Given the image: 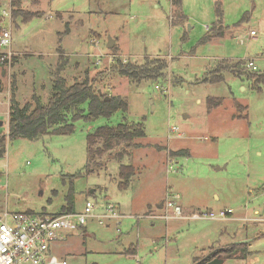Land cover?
Segmentation results:
<instances>
[{"label":"rangeland","instance_id":"rangeland-1","mask_svg":"<svg viewBox=\"0 0 264 264\" xmlns=\"http://www.w3.org/2000/svg\"><path fill=\"white\" fill-rule=\"evenodd\" d=\"M18 10L35 17L23 22L0 0V31L12 37L0 52L13 53L0 64V136L13 86L20 105L33 94L45 105L53 74L67 86L94 81L99 95L126 100L128 110L78 121L67 136L6 137L0 206L55 215L87 201L114 204L120 219L88 221L54 245L67 264H205L212 248L240 241L251 254L222 264H264V0H181V9L171 0H21ZM118 62L165 68L133 80L118 74ZM216 75L222 81L203 82ZM210 98L220 106L210 109ZM120 123L145 131L120 162L136 170L125 190L114 160L125 143L93 165L86 151L88 133ZM179 151L187 156L171 154ZM172 193L185 216L231 209V220L153 219Z\"/></svg>","mask_w":264,"mask_h":264},{"label":"trees","instance_id":"trees-1","mask_svg":"<svg viewBox=\"0 0 264 264\" xmlns=\"http://www.w3.org/2000/svg\"><path fill=\"white\" fill-rule=\"evenodd\" d=\"M171 4L181 9V0H171ZM20 5L21 0L11 1L10 9L14 17H21L23 22L35 17L32 14H22L18 10ZM59 58L61 61V56ZM117 64L118 74L133 80L151 79L154 73H158V71L165 68L164 64L157 69H144L129 64L124 65L120 62ZM60 65L61 68L58 67L59 72L63 70L61 62ZM220 81H222L221 75L203 80V82L211 84ZM93 85L94 81L84 80L67 86L65 79L56 75L47 104L42 105L34 95L31 97V102H26L23 106L15 100L14 85L9 102L7 135L0 136V158L5 154L6 137L9 140L22 138L28 141H36L43 136H67L75 132V123L78 121L91 122L98 118L108 119L116 112L123 114L127 112L128 103L126 100L119 97L99 95L98 90L94 89ZM213 100L215 103H213ZM207 104L210 109H214L220 106L221 100L210 98ZM144 138L145 131L142 123H120L116 126H99L86 135L88 164L91 163L93 165L94 163L92 162L96 157L109 154L116 146L125 143L123 150L116 154L114 158V160L119 162L117 174L119 181L117 182V186L120 190H125L131 178L135 175L136 170L132 166L123 165L120 162L124 156H127L129 150L134 147H140L139 145H132L133 142ZM94 146H96L95 149L93 148ZM171 154L174 157L183 156L181 151L172 152ZM72 211L70 206L67 209L61 210V212ZM247 245L248 242H241L216 249L210 259H245L250 254ZM130 254H134V250Z\"/></svg>","mask_w":264,"mask_h":264},{"label":"built area","instance_id":"built-area-1","mask_svg":"<svg viewBox=\"0 0 264 264\" xmlns=\"http://www.w3.org/2000/svg\"><path fill=\"white\" fill-rule=\"evenodd\" d=\"M5 1L10 7L12 0ZM3 17L10 18L6 12H3ZM250 36H254L253 31ZM11 43V31L2 29L0 48H10ZM12 56V51L0 52V64L9 66ZM245 67L256 70L252 61L246 62ZM169 132L176 139L182 137L176 127H171ZM171 167L170 165L168 170H172ZM179 198L178 194L166 195L161 205L164 214L151 217L165 222L179 219L222 221L233 215V211L228 209L185 216ZM120 217L117 207L109 202L97 205L87 201L79 212H61L55 215L11 212L6 206H0V264H67L65 260L55 256L54 245L64 242L69 235L85 228L88 221L96 220L98 224L104 225L107 220Z\"/></svg>","mask_w":264,"mask_h":264},{"label":"crops","instance_id":"crops-1","mask_svg":"<svg viewBox=\"0 0 264 264\" xmlns=\"http://www.w3.org/2000/svg\"><path fill=\"white\" fill-rule=\"evenodd\" d=\"M251 32V31H250ZM2 74H3V72H2ZM51 79H52V85H51V90H52V86H53V82H54V80H55V75L53 74V76L51 77ZM17 89H18V87L15 85V90H14V96H15V100L18 102V100L16 99L17 97H16V93H17ZM3 92V91H2ZM51 92V91H50ZM1 93V92H0ZM35 94H33L32 96H34ZM36 96V95H35ZM37 98H38V100H39V102L41 103V99H40V97L39 96H36ZM49 97H50V95H49ZM28 102H30V101H28ZM19 103V102H18ZM8 109H9V104H8V100H7V116H8ZM8 124V123H7ZM8 129V128H7ZM183 156H187V155H183ZM161 205H162V202H161V204H159V206H158V208H160L161 207ZM227 220H231V219H227ZM261 234H262V232H261ZM232 244V243H231ZM231 244H225V245H222V246H218V247H216V248H212L213 249V251L214 250H216V249H220V248H222V247H226V246H229V245H231ZM234 244V243H233ZM249 245V244H248ZM251 254V253H250ZM249 254V255H250ZM248 255V256H249ZM222 262H223V260H222Z\"/></svg>","mask_w":264,"mask_h":264},{"label":"water","instance_id":"water-1","mask_svg":"<svg viewBox=\"0 0 264 264\" xmlns=\"http://www.w3.org/2000/svg\"><path fill=\"white\" fill-rule=\"evenodd\" d=\"M113 46V41L111 39H108V43H107V48H112ZM161 208V207H160ZM241 242H248V241H240L237 243H241ZM214 254V251H212L207 257H205V264H222V260L219 258H214V259H210ZM203 260V261H204Z\"/></svg>","mask_w":264,"mask_h":264}]
</instances>
